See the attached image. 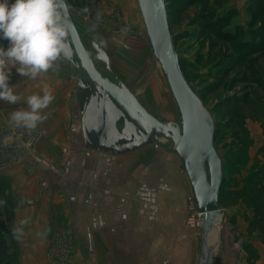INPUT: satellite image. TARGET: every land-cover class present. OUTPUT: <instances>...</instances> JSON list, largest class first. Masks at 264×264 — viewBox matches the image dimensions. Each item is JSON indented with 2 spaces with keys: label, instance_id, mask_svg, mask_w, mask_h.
Returning a JSON list of instances; mask_svg holds the SVG:
<instances>
[{
  "label": "rangeland",
  "instance_id": "1",
  "mask_svg": "<svg viewBox=\"0 0 264 264\" xmlns=\"http://www.w3.org/2000/svg\"><path fill=\"white\" fill-rule=\"evenodd\" d=\"M164 1L181 70L216 123L214 147L224 163L219 201L223 215L208 237L215 244L214 264L226 250L232 264H264L261 236L264 229V5H258L263 0ZM8 2L11 4L15 0ZM68 4L86 45L93 40L113 54L122 53L124 58L149 52L144 26L140 20L138 24L132 20L126 0H70ZM84 7L89 9L87 13L80 12ZM93 26L95 30L90 31ZM8 46L9 41L0 38V47L6 49ZM162 84V98L149 95L154 99L152 103L159 104V108H174L170 90ZM163 98L166 105L159 103ZM168 117L171 119L168 121H178L176 108ZM9 128L16 127L4 126L0 130V149H7L0 152L7 155L6 162H15L23 153H31L43 137V131L37 126L33 131L37 137L34 146L16 150L1 139V134ZM160 144L120 157V167L114 164L111 173L124 176L123 167L127 165L126 172L133 177L129 179V188L137 185L143 192L154 195L158 192L161 206L167 201L171 205L173 192L167 191L164 182L167 177H175L172 216L177 225L183 215L192 229V257L194 264H198L201 227L195 224L197 209L196 205L193 207L192 191L178 158L161 148L168 149L170 144L165 140ZM39 162L58 171L44 160L39 159ZM150 176H157V179ZM28 202L33 203L23 198L21 204L30 205ZM0 221L6 226L1 214ZM74 244L72 233L68 229L60 230L56 241L45 252L47 264H68L76 251ZM7 250L6 264H11L10 248Z\"/></svg>",
  "mask_w": 264,
  "mask_h": 264
},
{
  "label": "crops",
  "instance_id": "2",
  "mask_svg": "<svg viewBox=\"0 0 264 264\" xmlns=\"http://www.w3.org/2000/svg\"><path fill=\"white\" fill-rule=\"evenodd\" d=\"M126 2L132 20L136 24L139 20L142 22L136 0ZM99 45L108 54L113 73L142 106L158 118L171 120L168 116L175 113V104L174 108H159V104L152 103L154 97L162 98V83L168 85L150 48L141 56L134 53L124 58L122 53L113 54L103 44ZM9 85L22 98L16 104L0 100V130L12 126L9 124L11 112L27 109L29 95H43L46 87L54 96L44 110L48 119L38 125L43 137L35 149L23 153L15 162H6L7 155L0 152V190H3L0 199L4 202L0 204V214L8 229L5 235L11 264H47L45 252L63 229H68L75 240L76 251L68 264H194L192 229L183 215L177 225L172 216L175 177H167L164 182L167 191L173 192L171 205L167 201L161 206L158 192L155 195L143 192L137 185L129 188V179L133 177L127 174V165L123 167L124 176L111 173L113 165L122 162L120 157L153 146L123 155L101 154L85 148L81 101L69 63L60 62L58 69L35 80L22 77L13 67ZM159 103L166 105L167 102L163 98ZM39 159L58 171L48 169ZM150 177L157 179V176ZM23 198L33 203L22 205ZM25 218L29 219L24 228L26 235L22 242H17L11 229ZM45 229H48L47 236L40 240L36 233ZM217 264H232L227 250L222 252Z\"/></svg>",
  "mask_w": 264,
  "mask_h": 264
},
{
  "label": "water",
  "instance_id": "3",
  "mask_svg": "<svg viewBox=\"0 0 264 264\" xmlns=\"http://www.w3.org/2000/svg\"><path fill=\"white\" fill-rule=\"evenodd\" d=\"M136 2L151 54L168 85L178 121L148 112L113 73L103 48L93 40L86 45L77 30L74 55L66 62L73 67L77 80L83 142L86 149L97 153L123 155L167 141L170 148L166 150L178 158L184 169L199 213L198 264H212L215 244L208 237L223 215L219 201L224 180L223 159L214 147L216 123L181 70L165 1ZM70 19L74 23L72 16Z\"/></svg>",
  "mask_w": 264,
  "mask_h": 264
},
{
  "label": "clouds",
  "instance_id": "4",
  "mask_svg": "<svg viewBox=\"0 0 264 264\" xmlns=\"http://www.w3.org/2000/svg\"><path fill=\"white\" fill-rule=\"evenodd\" d=\"M89 9H80L87 13ZM71 6L67 0H0V38L7 39L9 46L0 47V100L16 104L21 95L9 85L12 68L22 76L35 80L50 70L59 68L60 62L71 61L77 29L70 19ZM100 14L97 13V19ZM90 31L95 30L93 26ZM48 88L43 95L32 94L26 98L27 109L10 113L9 124L23 128L29 133L48 119L44 110L53 102ZM0 201V204H3ZM29 219H20L11 233L17 242H22ZM48 229L37 232L40 240L46 238Z\"/></svg>",
  "mask_w": 264,
  "mask_h": 264
},
{
  "label": "built area",
  "instance_id": "5",
  "mask_svg": "<svg viewBox=\"0 0 264 264\" xmlns=\"http://www.w3.org/2000/svg\"><path fill=\"white\" fill-rule=\"evenodd\" d=\"M34 133L35 132L33 131L29 133L27 130L23 128H9L8 130L4 131L1 134V139L3 142L7 144H12V147L16 150H21L22 148L31 149L30 147L34 146L35 142L37 141L36 134ZM28 203L30 204V202ZM194 206L195 204H193V207ZM195 212L197 214V219L195 224L199 227L200 225L199 213L198 210H195ZM52 264H56V263H52Z\"/></svg>",
  "mask_w": 264,
  "mask_h": 264
},
{
  "label": "trees",
  "instance_id": "6",
  "mask_svg": "<svg viewBox=\"0 0 264 264\" xmlns=\"http://www.w3.org/2000/svg\"><path fill=\"white\" fill-rule=\"evenodd\" d=\"M69 1L70 0H67V3ZM258 5L259 6L264 5V0L258 2ZM166 10L168 12V8H166ZM167 15H168V13H167ZM173 38H174V41H175V37L174 36H173ZM180 63H181V60H180ZM223 182H224V180H223ZM220 190H221V188H220ZM7 230L8 229L4 225V223L0 221V264H6V260L8 258V252H7L8 250H7V243H6V237H5V234L7 233ZM261 236H262V238L264 240V229L261 232Z\"/></svg>",
  "mask_w": 264,
  "mask_h": 264
},
{
  "label": "bare ground",
  "instance_id": "7",
  "mask_svg": "<svg viewBox=\"0 0 264 264\" xmlns=\"http://www.w3.org/2000/svg\"><path fill=\"white\" fill-rule=\"evenodd\" d=\"M214 229H215V228H214ZM214 229H213V230H214ZM213 230H212V231H213Z\"/></svg>",
  "mask_w": 264,
  "mask_h": 264
}]
</instances>
